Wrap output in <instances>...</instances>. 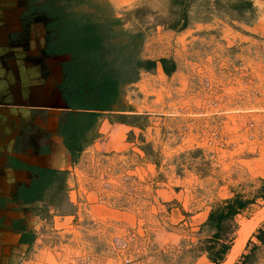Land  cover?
<instances>
[{
	"label": "rangeland",
	"instance_id": "rangeland-1",
	"mask_svg": "<svg viewBox=\"0 0 264 264\" xmlns=\"http://www.w3.org/2000/svg\"><path fill=\"white\" fill-rule=\"evenodd\" d=\"M30 1L45 46L46 24L62 15L113 20L141 0ZM253 1L259 16L252 25L214 18L180 32L163 26L150 32L138 54L173 57L177 69L142 73L121 88L123 105L113 107L147 113L148 125L136 128L133 141L127 135L126 146L85 148L67 180L64 211L27 206L43 223L37 248H29L22 263L70 264L86 257L100 264H214L189 251L202 218L236 194L253 196L264 178V0ZM119 132L128 133L114 132V142ZM140 133L157 152L155 163L140 149ZM90 204L92 214L84 209ZM253 209L243 216L245 224L237 220L236 238L262 214L248 240L264 219V208L252 215ZM253 264H264V245Z\"/></svg>",
	"mask_w": 264,
	"mask_h": 264
},
{
	"label": "trees",
	"instance_id": "trees-1",
	"mask_svg": "<svg viewBox=\"0 0 264 264\" xmlns=\"http://www.w3.org/2000/svg\"><path fill=\"white\" fill-rule=\"evenodd\" d=\"M28 2L25 15L37 20L40 14L33 13L37 6ZM258 16L253 0H141L136 6L124 9L117 19L100 22L85 14L70 13L46 24L45 53L70 55L62 63L59 90L66 109L59 114L57 133L73 161L106 133L109 136L105 140L112 142L114 132L127 131L128 140L133 141L136 128L143 130L148 125L147 113L116 110L113 105L121 88L138 81L142 73L170 75L176 71L173 57L154 59L138 54L139 46L157 26L180 32L214 18L252 25ZM114 23L122 28L116 30ZM138 138L140 149L155 163L157 152L152 144L145 142L142 133ZM25 169L31 177L19 184L14 200L26 205L38 203L45 212L64 211L68 171L32 165H25ZM177 169L181 171L180 164ZM258 200H264V178L253 196L236 194L214 205L199 225V237L189 251L205 255L214 264L224 262L236 238L237 220L246 223L243 216L236 215ZM252 236L259 243L249 238L234 264H253L257 260L264 245V223Z\"/></svg>",
	"mask_w": 264,
	"mask_h": 264
},
{
	"label": "crops",
	"instance_id": "crops-1",
	"mask_svg": "<svg viewBox=\"0 0 264 264\" xmlns=\"http://www.w3.org/2000/svg\"><path fill=\"white\" fill-rule=\"evenodd\" d=\"M27 6L28 0H0V264H29L20 259L40 242L36 233L43 222H37L39 215L27 209L33 204L14 200L19 184L31 177L25 165L67 170L68 182L74 175L75 161L57 133L59 114L66 109L59 90L62 63L70 55L45 53L43 26L25 15ZM120 97L113 107L123 105ZM108 136L106 133L88 148L106 150L128 144L125 132L117 134L116 142L105 140ZM259 201L262 205L257 204ZM258 202L236 217L248 218L246 214L252 207V215L263 209L264 200ZM89 206L84 209L92 214L93 205ZM263 222L264 219L258 226ZM249 238L259 243L252 234Z\"/></svg>",
	"mask_w": 264,
	"mask_h": 264
},
{
	"label": "bare ground",
	"instance_id": "bare-ground-1",
	"mask_svg": "<svg viewBox=\"0 0 264 264\" xmlns=\"http://www.w3.org/2000/svg\"><path fill=\"white\" fill-rule=\"evenodd\" d=\"M262 212V211H260ZM262 216V214H259ZM255 216L252 220L250 225H248L247 229L241 233L239 236H237L235 242L232 245L231 250L226 256V259L224 260L223 264H233L237 256L240 254L242 249L244 248V245L247 240V234L253 229V226L258 223L261 219L260 216ZM256 227V226H255Z\"/></svg>",
	"mask_w": 264,
	"mask_h": 264
},
{
	"label": "built area",
	"instance_id": "built-area-1",
	"mask_svg": "<svg viewBox=\"0 0 264 264\" xmlns=\"http://www.w3.org/2000/svg\"><path fill=\"white\" fill-rule=\"evenodd\" d=\"M70 264H100L99 262H95L90 258H86V257H81L77 260H74L73 262H71Z\"/></svg>",
	"mask_w": 264,
	"mask_h": 264
}]
</instances>
